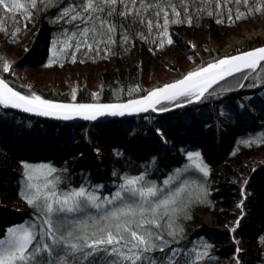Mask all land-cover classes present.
<instances>
[{
	"label": "trees",
	"instance_id": "1",
	"mask_svg": "<svg viewBox=\"0 0 264 264\" xmlns=\"http://www.w3.org/2000/svg\"><path fill=\"white\" fill-rule=\"evenodd\" d=\"M144 2L141 8L137 0L139 16L132 13L127 18H110L117 25L112 33L114 43L95 44L90 33L91 50L81 42V28L87 25L79 20H57L65 7L79 5L81 0H52L47 7L40 2V10H34L30 20L20 13H6L0 6V25L6 29L0 31V57L13 68L7 73L0 69V76L23 94L30 90L53 102L110 104L142 96L190 73L184 53L187 47L180 43V34L189 38L209 35L219 46L207 47L211 59L202 61L199 57L200 67H204L223 57L219 49L230 32L249 22L264 21V14L250 11L255 0H249V6L243 0L239 4L236 0H170L179 16L167 6L169 0H163L169 19L167 33L173 41L169 44L168 36L163 35L164 12L157 16L158 8L147 7L160 4L161 0ZM238 11L242 14L240 19L236 18ZM148 20L153 21L151 30ZM73 33L76 37L70 41L71 47L61 52L60 41ZM54 40L57 55L53 54ZM59 57L63 63L57 64ZM166 57L173 59L176 66ZM83 65L91 71L100 69V87H80L75 100L59 88L27 87L20 75L34 69L61 75ZM170 68L177 70V75L162 78ZM156 72H162L161 79ZM148 76L153 78L151 84L146 83ZM244 93L255 99L247 102L245 108L246 101L240 100ZM180 104L183 106H177ZM162 107L169 110L160 111ZM161 127L166 142L159 136ZM188 152H199L201 160L209 162L208 176L191 167ZM43 163L56 169L50 178L58 193L83 186L98 191L102 200L106 192L118 189L124 182L122 177L145 173L155 181L166 168H189L198 184H188L184 196L190 202L175 215V224L183 229L176 237L179 243H171L172 249L181 250L177 259L181 264L186 257L191 264H237V260L239 264H264V63L216 84L197 102L181 97L160 105L157 112L104 123L38 120L0 105V239L5 238L9 227L41 224L42 216L26 202L21 191L28 192L23 165ZM149 166L156 169L153 174L147 173ZM250 179L255 191L252 196L251 187L242 189ZM180 185L176 180L171 190ZM157 187L164 189L165 194L169 191L165 185ZM195 187L203 191L196 193ZM90 211L95 214L94 209ZM206 215L222 230L207 232L203 223ZM241 216L239 226L232 232L231 220ZM161 224L165 238L170 239L168 218L164 217ZM240 238L247 241L248 250L237 253L236 241ZM204 244L211 245L208 255L197 262L195 253L205 251ZM165 252L171 254L169 248ZM152 255L159 260L164 254L156 251Z\"/></svg>",
	"mask_w": 264,
	"mask_h": 264
},
{
	"label": "snow or ice",
	"instance_id": "2",
	"mask_svg": "<svg viewBox=\"0 0 264 264\" xmlns=\"http://www.w3.org/2000/svg\"><path fill=\"white\" fill-rule=\"evenodd\" d=\"M40 2H44L47 7L52 0H0V6L6 13H20L30 20L33 11L40 10ZM136 3L137 0H86V2L81 0L79 5L65 7L57 15V20L67 18L69 21L79 20L87 25L81 28L83 37L81 42L91 50L93 43L115 42L112 33L116 31L117 25L110 18L114 16L127 18L132 13L139 16L140 10L136 9ZM140 3L143 8L144 0H140ZM236 3H241V0H236ZM243 3L249 6V0H243ZM129 4L132 5L131 8ZM162 4L163 0L160 4H149L147 7L158 8L157 16L164 12L163 35L168 36V13L164 11ZM119 6H123L122 9ZM167 6L172 8L176 16L180 15L170 0ZM249 7L251 12L264 14V0H255V6ZM241 15L238 11L236 18L240 19ZM140 22L144 23V20ZM217 23L221 21L217 20ZM147 26L151 30L153 21L148 20ZM156 26L160 27L159 24ZM0 31L6 29L0 25ZM18 31L19 29H16V32ZM90 33L93 43H88ZM75 37L76 33H73L71 37L60 41L63 45L60 51L71 47L70 41ZM124 39L127 41L126 36ZM167 42L169 44L173 42L170 36ZM56 44L57 41L54 40V55L58 54ZM261 61H264V48L220 59L208 64L207 67L190 72L183 79L149 92L142 99L115 104L54 103L30 90L28 94H23L10 87L4 79H0V105L60 120H72L76 117L96 120L99 116L132 115L147 112L149 109L156 111V105L162 101H176L181 97L190 103L193 100L199 101L214 84L243 68L255 70ZM0 69L5 73L13 70L12 64L4 57H0ZM72 95L75 100V92ZM168 110L167 107L160 109ZM187 157L196 170L208 176V166L201 160L199 152H188ZM23 167L29 183L27 194L21 191V195L38 211L42 220L40 225L33 224L27 227L15 225L7 228L5 238L0 239V264H181L177 259L181 250L172 249L171 243L173 241L179 243L176 237L183 231L175 224V215L190 202V199L186 200L184 196L188 190L187 181L173 191L171 184L175 178L169 177L164 181L165 186L169 188L165 194L164 189L145 181L143 175L125 176L122 177L124 182L118 185V190L111 198L105 197L101 200L95 191H89L83 186L58 195L50 188V182L45 181L42 186L32 182L37 172L50 176L56 169L48 165L24 164ZM92 209L95 210V214L90 211ZM164 217L168 218L167 237L170 239H166L164 231L161 230L163 228L161 220ZM236 225L239 226V220ZM231 231L235 232L236 228H232ZM261 244H264V237L261 238ZM202 247L205 251L195 253L197 262L208 255L207 249L211 245L204 244ZM166 248L170 249L171 254L165 252ZM156 251L164 254L159 260L152 255ZM239 251L237 248L236 252ZM184 264H191L190 259L186 257Z\"/></svg>",
	"mask_w": 264,
	"mask_h": 264
},
{
	"label": "rangeland",
	"instance_id": "3",
	"mask_svg": "<svg viewBox=\"0 0 264 264\" xmlns=\"http://www.w3.org/2000/svg\"><path fill=\"white\" fill-rule=\"evenodd\" d=\"M249 26L257 27V24H255V25H241L237 30L235 29L236 31L230 32L228 34V37L225 40L223 46L219 49L220 53L224 54V55H229L233 51L241 50L242 48H244V46H246L248 43H251L252 41H256V40L264 41V37H258V38H253L250 40H243L239 43L238 42L230 43V46H229V39L231 37L238 38V36L242 32V30L249 27ZM180 40H181V44L183 46H189L190 50L196 51L197 56H201L205 60L211 59V53L207 52V47L214 48V49L219 48V46L216 44V42L209 35L208 36H199V37H195V38H188L182 34V35H180ZM184 53L187 55L186 52H184ZM187 57H188V55H187ZM187 66L189 69H191V68H195L197 66V64H195L192 61L191 62L188 61ZM100 73H101L100 69H95V71L94 70L91 71L90 67L88 68L86 65H83V66H81V69H79L77 71L70 69L69 71L65 72V74H61V75H60V73H46V72L42 71L41 69L40 70H36V69L26 70V71L21 72L20 75H21V78H23V80L26 82L27 87H34L35 86V87H40L41 89H44V90L49 89V88H53V89L59 88L58 90H63L64 92H68L71 95V94H73V92H76L78 89H80V87H88V88L94 89V90L98 89L100 87V80H99ZM160 73H162V72H156V74H158L159 78H160ZM176 75H177V70L175 71V70H172L170 68L167 70L166 75H164V77H162V78L174 77ZM152 79L153 78H150V76H148L146 78V83L151 84ZM39 165H45V164H37L35 166H39ZM190 165H191V167H193L192 162L190 163ZM48 166H50V165H48ZM45 181L50 182V184H49L50 188H52V189L54 188V183H53L52 179L50 178V176L41 175L40 172L36 173V177H35L34 181H32V182L42 186L45 183ZM28 183H29V181L27 180L26 184H28ZM95 193H96V195L100 196L101 200H102L103 195L100 194L98 191H95ZM57 194L63 195L65 193L60 194L57 192ZM104 197L110 198V196H104ZM238 205H241V204H237V206ZM241 217H237V218H234L231 220V222L233 223V225L231 226L232 228H233V226L236 228V226H237L236 222H237V220H239V222H240ZM203 223H204V227L207 230V232L208 231L216 232V231L222 230L221 229L222 227L216 225L214 222V219L209 215H206ZM236 243L238 244V247L242 251L248 250L247 241H245L243 238L238 239L236 241ZM234 257H236V255Z\"/></svg>",
	"mask_w": 264,
	"mask_h": 264
},
{
	"label": "bare ground",
	"instance_id": "4",
	"mask_svg": "<svg viewBox=\"0 0 264 264\" xmlns=\"http://www.w3.org/2000/svg\"><path fill=\"white\" fill-rule=\"evenodd\" d=\"M264 21H262V20H259V21H254V22H249V23H246V24H244V25H255V24H257V27H254V26H249V27H247V28H245V29H243L242 30V32L240 33V35L238 36V38H236V37H231L230 39H229V46H230V43H236V42H241V41H243V40H250V39H253V38H258V37H264ZM180 35H182V34H180ZM180 35H179V41H180V43H181V40H180ZM184 35V34H183ZM186 36V35H185ZM187 37V36H186ZM189 38V37H188ZM252 43H257L256 45H255V47H248V46H250ZM262 46H264V41H258V40H256V41H252L251 43H248L246 46H244V48H242L241 50H239L238 52H236V51H233L232 53H231V55H236V54H238V53H240V52H245V51H250V50H253V49H257V48H260V47H262ZM187 47V48H186ZM247 47H248V49H247ZM185 52L187 53V55H188V61H192V62H194L195 64H197V66L195 67V68H191V69H189L188 68V71H190L191 70V72L192 71H195V70H198L199 68H201L200 67V63H201V60H199V57L202 59V61H206L203 57H201V56H197V54H196V51H192V50H190L189 48V46H185ZM208 52V51H207ZM209 53V52H208ZM230 55V54H229ZM222 56L223 57H225V56H227V55H224V54H222ZM211 57H212V55H211ZM222 57V58H223ZM222 58H220V59H222ZM166 59L167 60H169V62H170V64L172 65V66H175L176 65V62L173 60V59H170V58H168V57H166ZM219 59V60H220ZM62 60H61V58L59 57L58 59H57V61H56V63L58 64V63H63V62H61ZM218 61V60H217ZM216 62V61H215ZM212 63H214V62H212ZM262 63H264V62H262ZM261 63V64H262ZM174 64V65H173ZM261 64H259V65H257V67L258 66H260ZM206 66H208V65H206ZM206 66H204V67H206ZM247 69H249V68H247ZM247 69H245V70H243V71H246ZM67 71H69V70H67ZM66 71V72H67ZM243 71H241V72H243ZM238 73H240V72H238ZM238 73H236V74H238ZM189 74V73H188ZM236 74H234V75H231V76H229V77H227L226 79H224L223 81H221V82H224V81H226L227 79H229V78H231V77H233V76H235ZM187 75V74H186ZM185 75V76H186ZM173 82V81H172ZM168 84V83H167ZM164 86V85H163ZM215 86V85H214ZM159 87H162V86H159ZM159 87H156V88H159ZM213 87V86H212ZM211 87V88H212ZM156 88H154V89H156ZM211 88H209L208 89V91L211 89ZM154 89H152V90H154ZM152 90H150V91H148L147 93H145V94H143L142 96H138V97H134V98H130V99H128V100H124V101H117V102H113V103H123V102H127V101H130V100H133V99H137V98H141V97H143V96H146L149 92H151ZM207 91V92H208ZM207 92H205V94L207 93ZM204 94V95H205ZM202 98V97H201ZM240 100L241 101H246L245 103H244V107L243 108H245L246 106H248V104H247V102H252V100H255L254 99V97H252V96H250V95H248V94H246V93H244L243 94V96H241V98H240ZM193 101H195V100H193ZM256 101H258V100H256ZM167 102H169V101H167ZM167 102H165V103H167ZM195 102H197V101H195ZM259 103H261V101H258ZM54 103H57V102H54ZM110 104H112V103H110ZM164 104V103H163ZM263 104V103H262ZM251 107H253V106H251ZM253 108H256V107H253ZM6 109H9V108H6ZM9 110H11V109H9ZM11 111H13V110H11ZM247 111V110H246ZM16 112V111H15ZM150 112H152V111H150ZM153 112H157V110L156 111H153ZM252 113H253V111H251ZM149 112H147V113H145V114H143V115H138V116H144V115H146V114H148ZM248 113V112H247ZM249 113H250V111H249ZM248 113V114H249ZM21 115H26V114H22V113H20ZM251 115V114H250ZM26 116H28V117H31V118H34V119H38V120H44V121H53V120H50V119H42V118H39V117H33V116H29V115H26ZM132 118V117H131ZM134 118V117H133ZM128 119V118H127ZM115 120H122V119H115ZM55 121V120H54ZM104 122H107V121H98V122H95V123H104ZM69 123H76V122H69ZM164 128H160L159 129V136L161 137V139L162 140H164L165 142H166V140H167V137L163 134V130ZM194 141L192 140V143H193ZM188 158V157H187ZM150 161H153V160H150ZM204 162V164H206L207 166H208V169L210 170V164H209V162H205V161H203ZM43 164H45L46 165V163H43ZM47 165H49V164H47ZM163 169H165V168H163ZM167 170H164V171H162V172H160V175L159 176H156L154 179H155V181H152V180H150L149 179V177L147 176V174H145V173H142L141 175H143L144 177H145V181H148V182H152L153 184H155L156 186H158V185H165L164 184V181L165 180H168L169 179V177H174L175 179H174V181H173V183L171 184V187L172 186H174V183L176 182V180L177 181H179L181 184L183 183V182H185V181H187L188 182V184L189 185H197L198 184V181H197V179L196 178H194L191 174H190V169L189 168H186L185 170L184 169H182V168H173V169H169V168H166ZM155 168L153 167V166H149V168H148V170H147V173L148 174H153L154 172H155ZM184 177V178H183ZM251 180V181H250ZM249 181H247L248 182V186H246L245 185V187H243L242 189H244V188H248V189H250V187H251V189L249 190L250 191V194H251V196L252 195H254V193H255V191L253 190V186H252V184L251 183H253V181H252V179H250ZM195 188H197V187H195ZM255 189V188H254ZM118 190V189H117ZM116 190V191H117ZM116 191H113V192H111V193H108V192H106V194L104 195V196H110V198H111V196L116 192ZM202 191V189H200V188H197V191H196V193H198V192H201ZM236 247L237 248H239L238 247V244L236 243ZM240 249V248H239ZM240 253H242V252H245V251H242L241 249H240V251H239ZM236 258H237V256H236Z\"/></svg>",
	"mask_w": 264,
	"mask_h": 264
},
{
	"label": "water",
	"instance_id": "5",
	"mask_svg": "<svg viewBox=\"0 0 264 264\" xmlns=\"http://www.w3.org/2000/svg\"><path fill=\"white\" fill-rule=\"evenodd\" d=\"M260 48H264V46H262V47H260ZM258 49V48H257ZM254 50H256V49H253V50H250V51H254ZM245 52H248V51H245ZM244 52H240V53H238V54H236V55H241V54H243ZM231 56H235V55H227V56H225V57H223L222 59H224V58H227V57H231ZM217 62V61H216ZM262 62H264V61H261L260 62V64L262 63ZM215 63V62H214ZM259 65V64H258ZM207 67V66H206ZM245 69H247V68H243V69H241L239 72H241V71H243V70H245ZM236 73H238V72H234L232 75H234V74H236ZM227 77H229V76H227ZM227 77H225V79L227 78ZM184 77H182V78H180V79H183ZM0 79H4L3 77H1L0 76ZM5 80V79H4ZM179 80V79H178ZM224 80V79H223ZM223 80H221V81H223ZM6 81V80H5ZM177 80H175V81H173V82H170V83H174V82H176ZM221 81H219L218 83H220ZM7 82V81H6ZM8 84H9V86L10 87H12L13 89H15V90H17L16 88H14L9 82H7ZM218 83H216V84H218ZM169 84V83H168ZM216 84H214V85H216ZM165 85H167V84H165ZM164 85V86H165ZM213 85V86H214ZM164 86H162V87H164ZM162 87H159V88H162ZM157 89V88H156ZM155 90V89H154ZM18 91V90H17ZM153 91V90H152ZM149 94V93H148ZM147 94V95H148ZM146 95V96H147ZM146 96H143V97H141V98H137V99H142V98H144V97H146ZM129 101H127V102H123V103H128ZM165 102H167V101H162L160 104H158V105H156V108H158L160 105H162L163 103H165ZM112 104H115V103H112ZM9 109H11V110H13V111H16V112H18V113H22V114H26V115H29V116H33V117H39V118H42V119H50V120H55V121H63V122H76V123H78V122H98V121H110V120H115V119H127V118H131V117H136V116H138V115H143V114H145V113H147V112H150V111H153L152 109H149L147 112H140V113H134V114H132V115H128V114H126V115H124V116H99V117H97V119L96 120H84V119H82V118H80V117H76V118H74V119H72V120H60V119H55L54 117H50V116H37V115H35V114H33V113H28V112H23V111H21V110H19V109H14V108H9Z\"/></svg>",
	"mask_w": 264,
	"mask_h": 264
}]
</instances>
